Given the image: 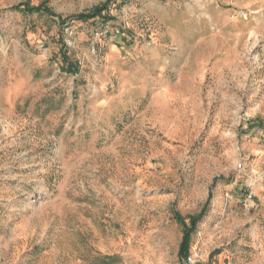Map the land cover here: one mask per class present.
Instances as JSON below:
<instances>
[{"label": "rangeland", "instance_id": "374dc122", "mask_svg": "<svg viewBox=\"0 0 264 264\" xmlns=\"http://www.w3.org/2000/svg\"><path fill=\"white\" fill-rule=\"evenodd\" d=\"M107 1L0 0V264H264V0Z\"/></svg>", "mask_w": 264, "mask_h": 264}, {"label": "trees", "instance_id": "16d2710c", "mask_svg": "<svg viewBox=\"0 0 264 264\" xmlns=\"http://www.w3.org/2000/svg\"><path fill=\"white\" fill-rule=\"evenodd\" d=\"M127 2L129 0H123ZM112 0H108L105 4L100 7L95 8L90 14L81 15L79 19L88 20L93 19L96 16H101L102 13L108 10L109 5L111 4ZM12 10L17 12H22L26 14H34V13H42L47 14L49 16L57 17L60 20L61 24H65L66 20H63L60 16H56L51 8H49L46 4H42L39 7H30L28 4H21L12 8ZM70 72L75 73L77 72V68L70 65ZM209 205V201L207 205L204 207L202 212L197 217L190 218V225H188L185 220L177 214L178 223L184 228V236L179 250V258L182 262H186L190 256V248H191V237L195 233L198 224L204 219V216L207 212V208Z\"/></svg>", "mask_w": 264, "mask_h": 264}]
</instances>
